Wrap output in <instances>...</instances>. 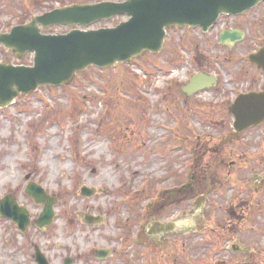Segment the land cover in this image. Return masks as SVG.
<instances>
[{"label":"rangeland","instance_id":"rangeland-1","mask_svg":"<svg viewBox=\"0 0 264 264\" xmlns=\"http://www.w3.org/2000/svg\"><path fill=\"white\" fill-rule=\"evenodd\" d=\"M73 2L95 0H0V32L17 25L13 13L28 11L29 22ZM244 21L251 23L247 42L232 51L218 47L215 32L174 28L159 54L89 68L64 86L40 88L1 109L0 200L10 195L30 224L21 234L0 217V264H36L35 247L49 264H264V174L259 182L256 148L264 131L241 135L230 156L225 126L231 120L215 113L243 92V57L264 45V5ZM74 28L84 29L53 26L43 34ZM0 63L27 67L32 58L17 62L0 49ZM123 71L137 77L135 97L120 88L128 76ZM197 73L218 82L187 99L180 86ZM129 100L136 104L129 107ZM29 183L53 199L52 224L42 230L34 222L43 205L25 194ZM82 188L91 196H82ZM84 216L100 222L88 226ZM152 222L175 228L148 237ZM100 250L108 256L97 258Z\"/></svg>","mask_w":264,"mask_h":264},{"label":"water","instance_id":"water-1","mask_svg":"<svg viewBox=\"0 0 264 264\" xmlns=\"http://www.w3.org/2000/svg\"><path fill=\"white\" fill-rule=\"evenodd\" d=\"M260 2L264 0H125L122 3L74 4L34 16L30 22L0 33V48L14 55L17 62L24 55L33 54L29 67L0 63V109L39 88L67 84L75 74L90 67L112 68L138 58L144 52L157 54L162 49L166 31L172 27H199L205 33L220 15H240ZM115 17H127V20L114 28L89 29L93 24ZM58 25L82 26L87 30H71L63 35L42 34L43 29ZM242 36L236 30L225 31L220 35V42L234 43ZM248 60L264 73V47L249 55ZM214 82L213 77L199 74L181 90L191 96ZM228 113L233 118L232 137L258 126L264 121V91L239 95L228 107ZM25 193L35 203L43 205L34 224L39 229L51 225L53 199L33 183L27 185ZM82 195L90 196L91 192L83 188ZM204 200L205 195L196 199L195 208H199ZM0 217L16 224L22 233L30 223L27 210L19 207L11 196L0 200ZM99 221V218L85 217L88 225ZM147 228V234L153 235L171 232L175 227L171 223L152 222ZM107 254L98 251L99 258H105ZM34 260L36 264H48L38 248H35ZM70 263L65 260V264Z\"/></svg>","mask_w":264,"mask_h":264},{"label":"flooded vegetation","instance_id":"flooded-vegetation-1","mask_svg":"<svg viewBox=\"0 0 264 264\" xmlns=\"http://www.w3.org/2000/svg\"><path fill=\"white\" fill-rule=\"evenodd\" d=\"M262 5H264V3L259 4L254 9L259 8ZM254 9H251V10H249V11H247L244 14L239 15V16L220 17L217 20V22L214 25V29L212 31H209V32H215L216 33L215 35L217 37L218 47H220V48L227 47V49L229 51H232L236 45L241 44V43L245 44L247 42L248 33H250V30L248 29V25L249 24L251 25V23H249L247 21L243 22V16L248 15L249 13H252L254 11ZM232 20H234L235 25L234 26H228V22H230ZM240 20H242V23ZM193 30H199L200 31L199 28H195ZM231 30H236V31L242 33L243 34L242 39L240 41H236L234 43H231L228 41L226 44H221V42H220L221 32L231 31ZM194 43H195L194 39L190 38L188 41V45L192 46ZM262 46H263V44H261L260 47H262ZM260 47H258V48H260ZM248 55L249 54L246 53L245 57H243V83H242L243 84V92L240 91V93H242V94H246L249 92H259V91L264 90V74H263V71L248 61V58H247ZM195 71H201V70L196 69ZM191 76L192 75H190V78H191ZM189 79L186 80V82H184V84L187 83L189 81ZM216 82H218V81L216 80ZM215 85H216V83H215ZM181 86H180V89H181ZM210 88H208V89H210ZM180 89H179V92L182 94V96L187 98L186 95L183 94ZM189 98H187V99H189ZM229 103H230V101H226V103L223 104L224 106H222V107L226 108L227 107L226 105H229ZM195 105H197V104H195ZM228 127H229V124H228ZM225 128H226L225 132L227 133L228 128L226 126H225ZM256 130L264 131V121L261 124H259L258 126L252 127L250 129L244 131L243 134L238 135L235 139L227 141L226 142V143H228L227 146H228V148H230V151H229L230 156H232L234 154V151H236L235 149H232L231 147L234 144H238L240 142L239 138L241 137V135H243V140H244V137L248 133L254 132ZM241 145H243V143H241ZM256 148H257V157L259 159V161L257 163V168H259L260 172L262 173V176H258V179H257L260 182L263 180V174H264V139L261 140L260 144H259V142H257ZM241 152H242L241 157H243V163H244L246 161L247 157H246L245 153L243 152V150H241ZM239 164L235 165L234 163H231L232 169L236 170L237 168H239ZM263 190H264V183H263V187L260 188V191H263ZM148 237H153V236H148ZM150 249H149V251H150Z\"/></svg>","mask_w":264,"mask_h":264},{"label":"trees","instance_id":"trees-1","mask_svg":"<svg viewBox=\"0 0 264 264\" xmlns=\"http://www.w3.org/2000/svg\"><path fill=\"white\" fill-rule=\"evenodd\" d=\"M102 0H95V2H101ZM75 2V1H74ZM73 2V3H74ZM79 3H85V2H79ZM14 17L18 20L17 24H23L26 22V19L28 17V11L27 12H24V16H15V13H13ZM124 74H127V79H123L120 81L121 84H123V86H121L120 88H124L128 90V94L131 95V97H135V94L136 92L134 91V88L137 84V77L135 75H130L128 74L127 71H123ZM119 88V89H120ZM132 103H134L133 101L129 100V101H125V104L128 105L129 107L132 106ZM136 104V103H134ZM210 109V108H208ZM202 110V109H201ZM203 111V110H202ZM215 113H218V116L221 117L222 119L221 120H224V121H229L230 120V117L228 116L227 114V111H226V108H220L218 110V112H215ZM214 113V114H215ZM228 128V126H226ZM230 129H228L229 131ZM184 248V247H183ZM184 249H182L183 251Z\"/></svg>","mask_w":264,"mask_h":264},{"label":"bare ground","instance_id":"bare-ground-1","mask_svg":"<svg viewBox=\"0 0 264 264\" xmlns=\"http://www.w3.org/2000/svg\"><path fill=\"white\" fill-rule=\"evenodd\" d=\"M173 227H175V225H173Z\"/></svg>","mask_w":264,"mask_h":264}]
</instances>
